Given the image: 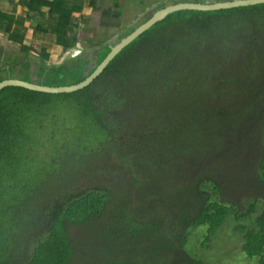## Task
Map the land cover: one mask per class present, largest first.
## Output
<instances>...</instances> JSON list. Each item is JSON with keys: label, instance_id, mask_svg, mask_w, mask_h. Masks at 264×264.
I'll return each mask as SVG.
<instances>
[{"label": "trees", "instance_id": "16d2710c", "mask_svg": "<svg viewBox=\"0 0 264 264\" xmlns=\"http://www.w3.org/2000/svg\"><path fill=\"white\" fill-rule=\"evenodd\" d=\"M34 1L57 10L59 19L51 28L66 38L64 48L71 47L69 12L56 7L58 0H29L24 4L32 18L38 16L33 13L38 12ZM90 2L94 5L95 0ZM121 24L117 13L111 14L109 8L101 11L102 26L119 29ZM262 37L264 3L208 11L181 9L131 41L81 89L58 93L13 85L0 89V264H73L80 250L69 228L89 223L93 228L97 222L100 246L107 250L82 264H201L184 249L189 227L206 224L207 241L230 212L237 220L252 212L256 199L241 213L239 202L233 207L225 197L211 198L222 194V185L203 170L179 190L170 184L181 158L193 165V157L216 149L248 120L254 106H260ZM242 40L248 51L242 67L219 74L220 55L231 53ZM109 45L92 46L87 54L91 64L83 60L81 66L72 65L69 83L89 74ZM22 49L45 51L36 40ZM40 66L47 77L38 81L63 84L56 74L48 77L54 68ZM62 101L70 102L67 115L55 111ZM112 110L123 116L115 118ZM193 125L198 127L192 137L173 140L176 152L190 153L172 163L176 152L165 151L171 141L163 146L162 139H171L173 126ZM43 137L55 140L56 147L43 150ZM92 155L104 156L110 168L128 174L127 188L115 195L98 184L70 189L74 174L91 163ZM257 168L262 173L256 178L264 186V156ZM204 177L214 180L211 194L199 190ZM108 206L114 209L104 222ZM236 230L243 234L245 255L264 264V215L256 217L254 227L239 224ZM33 242L37 245L30 252Z\"/></svg>", "mask_w": 264, "mask_h": 264}, {"label": "rangeland", "instance_id": "374dc122", "mask_svg": "<svg viewBox=\"0 0 264 264\" xmlns=\"http://www.w3.org/2000/svg\"><path fill=\"white\" fill-rule=\"evenodd\" d=\"M113 1L114 0H108V3L111 4ZM143 1L141 0V2ZM118 2L122 4L121 0H118ZM132 6L135 9L132 10L133 12L129 10L126 15L121 16L123 23L127 26L126 30L140 23L144 15L153 8L151 5L146 11L145 8L141 9L142 7L138 4H133ZM87 26L88 27L84 28H73V31L78 30L77 33H79L80 29L83 35H90L88 37H93L92 39H94L95 42L92 41L93 43H87V36H85L83 38V40H85L83 42H86L85 44L80 47H75L74 50H72L73 48L68 49L62 56L53 58L55 56L51 57L50 54L45 53L41 56L34 55L32 59H41L40 61L44 66L52 67L58 71H60L61 66L68 70L75 64V60L80 57L83 52L91 50L92 46L100 47L111 40V44H113L122 36L123 32V28L117 29V31H114L115 29L113 28L107 30L100 29L98 32H95L94 30L97 28L93 30V25L91 23L87 24ZM243 41L244 40H242L241 43ZM262 43H264V37H262ZM236 45L237 48L232 49L231 53L226 56L220 55L222 62L218 69L219 74L222 72L229 74L242 67L248 51L243 43L241 45ZM19 46H16V48L11 46L5 47L18 50L20 49ZM72 76L73 75H70V77H68V75H65L61 82H70ZM46 83H50V81L46 80ZM259 101L261 103L260 106H254V111L250 113L245 123H241L230 135H227L225 141L216 149L207 151L204 155L197 154L196 157H193L196 159L193 165H190V159L188 160V158L186 160L183 158L180 159V157L187 156L190 152L188 150L186 153L181 154L184 152V149L176 152L173 140L183 136L190 137L196 132L198 126H185L183 128L173 126L171 134H169L171 139L168 137L162 139L163 146L165 145L164 143L171 141L170 145L164 149L165 151L176 152V154L173 153L172 163H176L175 161L180 159L181 164V167L177 168L174 173L175 178L172 184H170L171 188L179 190L182 185H188V179L195 173L203 170L206 174L208 172L211 176L217 177L216 179H218L222 185V194L213 195L211 194V189L214 186V180L206 177L201 180L199 190L208 192L211 194V198L221 199V197H225L227 204L233 207L235 205L232 203L235 204L239 202L241 213L245 212L247 207L256 199L252 212L246 217L238 220L235 219L233 213L230 212L226 216L224 224L207 241L204 239L207 229L206 224L198 227H189L184 249L194 259L200 260L201 264H257V257H247L243 252V234L237 232L236 226L243 224L247 228L254 227L256 217L264 215V186L256 178V175H261L262 173V171L257 168V164L264 156V97ZM69 103V101H67V104L63 101L57 103L55 111L59 115H67ZM111 113L114 114L115 118H121L123 116L120 111L112 110ZM126 120L130 121L131 116L126 115ZM215 129H218V127ZM193 131L195 132L193 133ZM54 141L55 140L50 142V139L46 140V137H43L42 149H54L56 147V142ZM188 144L190 147V142H188ZM189 147L186 149H189ZM42 153L44 152L42 151ZM89 159L91 163L88 164L86 168L80 169L74 174L72 182L70 181V189L92 188L98 184L107 187L112 194L115 195L118 189L127 188V185H129L131 181L128 174H125L122 170L114 171L113 167L110 168L107 164L104 156L94 157V155H92ZM31 161L34 164L32 159ZM39 166L42 165L40 164ZM108 207L109 208L105 211L106 217L104 222L109 221V213L114 209L112 206ZM96 224L93 228L92 223L81 227L72 226L69 228V231H71L69 234L71 237L75 238L78 243V252L80 250V252L76 254L77 256H75L73 264H80L81 262L89 261L91 258L98 259L99 253L102 252L101 249L107 250V248L100 246L99 243L100 231L97 226L101 225V223L97 222ZM44 238L45 236L41 237L40 240ZM109 244L110 248L114 246L113 241H109ZM35 245H37V242L31 244L29 248L30 252H32Z\"/></svg>", "mask_w": 264, "mask_h": 264}, {"label": "crops", "instance_id": "0c3cea01", "mask_svg": "<svg viewBox=\"0 0 264 264\" xmlns=\"http://www.w3.org/2000/svg\"><path fill=\"white\" fill-rule=\"evenodd\" d=\"M29 0H0V57L7 59L8 63L19 62L23 59L31 60L36 65H43L41 59H32V56H41L42 54H50L51 57L56 58L62 56L68 49L80 47L85 44L83 38L87 36V43L94 41L90 35H83L82 32L73 31V28L88 27L87 24H92L93 30L98 32L104 28H113L111 26L101 25V11L105 8H109L111 14L117 13L119 16L126 15L130 10H135L133 4L140 5L145 10L149 6H157L165 0H121L122 4L118 0H114L111 4L108 0H95L94 5H91V0H58L56 7H60L62 10L69 12V24H68V37L73 42V45L64 48L66 38H61L56 34L51 26L59 19V13L57 10L50 11L46 5H39L34 1V8L38 9V12L34 10L33 13H37L36 18L29 17L27 14V8L24 2ZM51 1V0H41ZM111 1V0H109ZM151 8V7H150ZM147 11V10H146ZM122 20V17H121ZM38 24L41 28L38 27ZM95 26V27H94ZM91 28V29H92ZM125 31L127 26L123 23L119 29ZM72 29V30H71ZM32 40L40 41L45 47V51L37 53L33 50H24V46L31 43ZM95 42V41H94ZM93 43V42H92ZM20 49H10L5 46H11ZM81 51V50H80Z\"/></svg>", "mask_w": 264, "mask_h": 264}, {"label": "water", "instance_id": "95a60500", "mask_svg": "<svg viewBox=\"0 0 264 264\" xmlns=\"http://www.w3.org/2000/svg\"><path fill=\"white\" fill-rule=\"evenodd\" d=\"M257 3H264V0H165L157 6H153V12L145 20L132 27L128 32L123 34L116 42L111 44L109 51L104 57L95 64L93 70L83 79L70 84H45L36 80H29L19 76H8L0 78V89L5 86H21L31 90L58 93V92H72L81 89L90 84L106 67V65L113 59V57L141 33L151 27L157 21L166 17L169 13L181 9L192 10H217L239 6L253 5ZM77 53V52H75Z\"/></svg>", "mask_w": 264, "mask_h": 264}, {"label": "flooded vegetation", "instance_id": "af4514ba", "mask_svg": "<svg viewBox=\"0 0 264 264\" xmlns=\"http://www.w3.org/2000/svg\"><path fill=\"white\" fill-rule=\"evenodd\" d=\"M111 43H112V40L108 41V43H106V45L107 46L109 44L111 45ZM103 45H105V44H103ZM89 52L90 51L83 52L82 55L76 59L77 61H75L74 65L81 66L80 63L83 60H90V63H88L87 66L90 65L93 59L90 58L91 56H89V55L87 56V54ZM7 63H8L7 59L3 58V60H2L0 57V78L8 77V76H19L22 78H27L29 80H36V81L40 80L41 81V80H43V79H41L42 77H47V74H43V72H41V70H42L41 66L36 65L31 60L23 59L19 62H15V63H11V64H7ZM60 68H61L60 71L55 69V72L50 73L48 75V77L51 78L54 74H56L57 76H60L61 80H63L65 75H68V77H70L71 74L68 72V70L66 68H64L63 66H61ZM61 72H62V75H61ZM37 73H40V74L37 75ZM63 84H70V83L66 82Z\"/></svg>", "mask_w": 264, "mask_h": 264}]
</instances>
